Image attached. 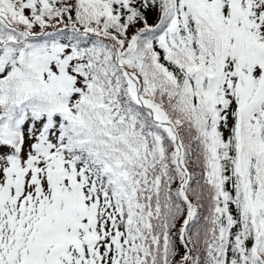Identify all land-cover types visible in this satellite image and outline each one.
<instances>
[{"label": "snow or ice", "instance_id": "6c2138e0", "mask_svg": "<svg viewBox=\"0 0 264 264\" xmlns=\"http://www.w3.org/2000/svg\"><path fill=\"white\" fill-rule=\"evenodd\" d=\"M0 264H264V0H0Z\"/></svg>", "mask_w": 264, "mask_h": 264}, {"label": "trees", "instance_id": "16d2710c", "mask_svg": "<svg viewBox=\"0 0 264 264\" xmlns=\"http://www.w3.org/2000/svg\"><path fill=\"white\" fill-rule=\"evenodd\" d=\"M149 22L150 23H155V16H154V14L152 16H150Z\"/></svg>", "mask_w": 264, "mask_h": 264}]
</instances>
